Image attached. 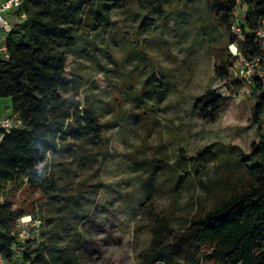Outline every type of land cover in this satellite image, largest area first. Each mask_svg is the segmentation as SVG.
I'll list each match as a JSON object with an SVG mask.
<instances>
[{
    "label": "rangeland",
    "instance_id": "374dc122",
    "mask_svg": "<svg viewBox=\"0 0 264 264\" xmlns=\"http://www.w3.org/2000/svg\"><path fill=\"white\" fill-rule=\"evenodd\" d=\"M222 14L219 7L211 13L206 0H121L111 11L110 29L79 37L67 55L64 80L79 109L98 119L110 156L103 162L83 158L90 146L79 155L58 154L57 203L27 185L10 203L14 210L26 202L25 213L40 207L46 231L64 237L79 232L81 264H138L153 216L164 212L174 226L183 223L199 188L186 181L173 185L168 165L178 150L191 157L214 144L248 154L256 143L254 96L214 74L229 55ZM208 92L225 100L213 123L194 107ZM10 105L0 99V116Z\"/></svg>",
    "mask_w": 264,
    "mask_h": 264
},
{
    "label": "trees",
    "instance_id": "16d2710c",
    "mask_svg": "<svg viewBox=\"0 0 264 264\" xmlns=\"http://www.w3.org/2000/svg\"><path fill=\"white\" fill-rule=\"evenodd\" d=\"M151 1L156 0H142ZM206 3L211 13L221 8L229 43L236 42L245 57L260 53L254 34L264 20V0L243 1L247 9L239 20L241 38L230 30L236 19L235 0ZM120 4L121 0H23L27 17L12 20V30L6 35L9 58H0V99H10V112L20 117L24 127L3 134L0 182L26 178L28 187H37L54 204L62 192L53 176L56 155H79V149L90 146V153L81 154L83 158L103 162L110 156L101 124L93 112L79 109L64 75L67 55L77 39L110 29L111 11ZM230 64L228 55L215 67V77L229 81ZM252 96L258 138L264 85L255 84ZM224 105L221 96L208 92L194 107L205 121L213 123ZM237 151L211 144L188 157L185 150H178L168 165V175L175 187L186 181L198 186L199 192L179 226L164 212L152 217L151 238L137 255L138 264H264V142L253 143L248 154ZM251 163L254 166L248 167ZM22 183L14 187L13 195ZM79 193L80 189L73 199ZM26 205L23 202L13 210L8 202L2 207L0 226L5 233L14 218L25 213ZM5 238L3 245L8 243ZM82 243L79 232L64 237L45 229L43 240L29 248L19 264H81Z\"/></svg>",
    "mask_w": 264,
    "mask_h": 264
},
{
    "label": "built area",
    "instance_id": "2783aa9c",
    "mask_svg": "<svg viewBox=\"0 0 264 264\" xmlns=\"http://www.w3.org/2000/svg\"><path fill=\"white\" fill-rule=\"evenodd\" d=\"M243 1L235 0L236 19L230 30L236 38L242 37L239 20L243 16ZM22 4L23 0H0V58L3 60L9 58L6 35L12 30L10 20L22 21L27 17L22 9ZM254 39L260 47V53L252 57H245L236 42H231L228 45L231 58V64L228 67L229 76L244 96L252 95L255 84L264 85V20L260 21ZM23 127L20 117L14 113L10 112L8 115L0 116V143L4 133ZM259 128L260 137L256 139V144L264 142V108L260 112ZM21 181L23 182L21 187L26 186V178L0 182V214L2 207L11 201L14 187ZM44 232L45 225L38 206L31 213L16 216L7 233L0 226V264H19L23 256L29 252V248L36 247L43 240ZM4 235L8 241L5 245L2 242Z\"/></svg>",
    "mask_w": 264,
    "mask_h": 264
},
{
    "label": "crops",
    "instance_id": "0c3cea01",
    "mask_svg": "<svg viewBox=\"0 0 264 264\" xmlns=\"http://www.w3.org/2000/svg\"><path fill=\"white\" fill-rule=\"evenodd\" d=\"M9 113H10V111L7 114H4V115H8ZM4 115H2V116H4Z\"/></svg>",
    "mask_w": 264,
    "mask_h": 264
}]
</instances>
